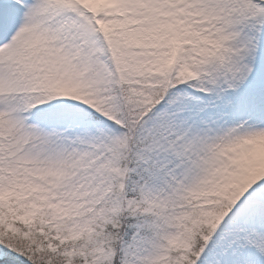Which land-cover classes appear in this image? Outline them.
<instances>
[{
  "label": "snow or ice",
  "instance_id": "6c2138e0",
  "mask_svg": "<svg viewBox=\"0 0 264 264\" xmlns=\"http://www.w3.org/2000/svg\"><path fill=\"white\" fill-rule=\"evenodd\" d=\"M0 264H264V0H0Z\"/></svg>",
  "mask_w": 264,
  "mask_h": 264
}]
</instances>
